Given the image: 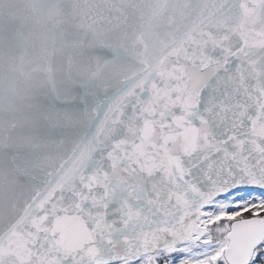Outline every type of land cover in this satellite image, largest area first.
<instances>
[{"label": "snow or ice", "instance_id": "6c2138e0", "mask_svg": "<svg viewBox=\"0 0 264 264\" xmlns=\"http://www.w3.org/2000/svg\"><path fill=\"white\" fill-rule=\"evenodd\" d=\"M0 264H264V0H0Z\"/></svg>", "mask_w": 264, "mask_h": 264}]
</instances>
